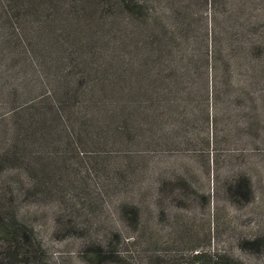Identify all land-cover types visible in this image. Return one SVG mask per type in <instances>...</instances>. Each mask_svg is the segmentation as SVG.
<instances>
[{
  "label": "rangeland",
  "instance_id": "rangeland-1",
  "mask_svg": "<svg viewBox=\"0 0 264 264\" xmlns=\"http://www.w3.org/2000/svg\"><path fill=\"white\" fill-rule=\"evenodd\" d=\"M96 1L37 12L102 51L90 129L37 135L0 14V264H264V0Z\"/></svg>",
  "mask_w": 264,
  "mask_h": 264
},
{
  "label": "trees",
  "instance_id": "trees-1",
  "mask_svg": "<svg viewBox=\"0 0 264 264\" xmlns=\"http://www.w3.org/2000/svg\"><path fill=\"white\" fill-rule=\"evenodd\" d=\"M41 1L0 0L1 17L6 20L8 27L5 26L8 30H12L7 37L9 48L20 52L41 83L50 85L43 92L42 101L38 102L41 103L40 109L46 110L37 112V135L39 131L50 133L59 130L61 126L66 130L68 124L90 129L92 123H96L100 117L102 100L96 93L102 84V70H105L101 65L102 51L89 45V42L71 40L69 27H64L60 32L53 29L57 16L52 13L47 17H42L41 13L37 14L44 4ZM113 1L118 6L127 8L131 14H135L137 10L127 5V0H110V3ZM92 3L96 8L90 11L92 14H97L106 6L104 0ZM72 7L78 9L80 5L73 3L62 17L63 21L71 26L75 23L69 14L73 12ZM84 10L83 7L82 11ZM12 23L16 24V27ZM91 51L92 55L86 57V53ZM76 108L84 111H73ZM83 119H89V122H82ZM101 251L98 250V258L107 260V255Z\"/></svg>",
  "mask_w": 264,
  "mask_h": 264
}]
</instances>
